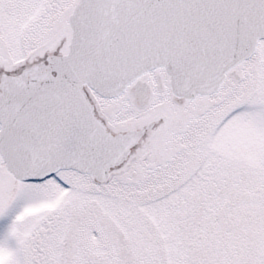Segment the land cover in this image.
Returning a JSON list of instances; mask_svg holds the SVG:
<instances>
[{
	"label": "snow or ice",
	"instance_id": "1",
	"mask_svg": "<svg viewBox=\"0 0 264 264\" xmlns=\"http://www.w3.org/2000/svg\"><path fill=\"white\" fill-rule=\"evenodd\" d=\"M0 264H264V0H0Z\"/></svg>",
	"mask_w": 264,
	"mask_h": 264
}]
</instances>
